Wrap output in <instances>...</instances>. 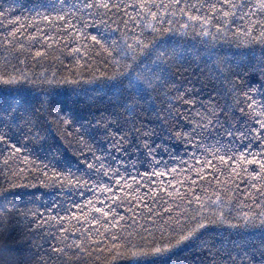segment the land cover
<instances>
[{"label":"trees","instance_id":"1","mask_svg":"<svg viewBox=\"0 0 264 264\" xmlns=\"http://www.w3.org/2000/svg\"><path fill=\"white\" fill-rule=\"evenodd\" d=\"M262 109L264 0H0V131L19 150L0 145V264H129L195 225L165 264H240L264 170L259 145L231 159Z\"/></svg>","mask_w":264,"mask_h":264},{"label":"snow or ice","instance_id":"2","mask_svg":"<svg viewBox=\"0 0 264 264\" xmlns=\"http://www.w3.org/2000/svg\"><path fill=\"white\" fill-rule=\"evenodd\" d=\"M255 91V89H253ZM248 108L253 110L254 114H256V101H252L251 104L248 105ZM264 112V109L260 111V113ZM259 127L254 131L256 133L255 144H250L248 147L244 148L243 151L236 154V157L231 159V163H236L237 159H243L248 156L249 148H255L256 145H259V152L256 156L250 157L249 162H254L259 166L260 170H264V137L261 136L264 133V121H257ZM253 131V130H251ZM109 135H116L115 133H108ZM231 134V133H229ZM38 135V133H33V136ZM121 137L125 135L122 131L119 133ZM147 135V133H145ZM28 137H24V140L27 141ZM145 146H147L148 142H144ZM0 145H3L5 149L8 150V153L15 152L17 155L19 154V150L17 149V143H14L9 137L7 132L0 131ZM22 145V144H21ZM10 146V147H9ZM23 147V145H22ZM220 149H216L214 151H219ZM152 153V149H149V154ZM227 159V157H225ZM159 174V173H157ZM259 173L253 172L252 176H258ZM107 179V177H105ZM122 179V178H121ZM111 184V181H108ZM121 182H117L115 186L107 187L105 184H102L100 187H95L96 192L100 195H103L105 192H113L116 190V187L119 186ZM119 195V194H118ZM127 195H131L129 192ZM115 201L112 204V212L109 213L104 209L98 208L96 211L103 212L105 216L110 214H114L116 211V204L122 203L123 197L120 199L113 198ZM56 219H60V217H56ZM243 224L246 226H256L261 225L264 226V214H260L258 219L256 215H245L243 217ZM203 225H195V227L188 228L186 231L183 229L177 230L176 232H170L167 236L162 239H158L155 241H150L149 245H145L143 247H137L135 245L131 246V251L128 253L129 255V264H165V261L168 260L170 256L174 254V250L180 245L183 241L187 240L189 237L196 232L197 229L201 228ZM183 232V235L179 233ZM120 238V237H115ZM168 242H165V241ZM251 247L249 246V242H245L239 245V250L236 251L233 255V258H239L240 264H245V262L251 261V256L253 254H259L264 257V232L261 233L259 241L252 240ZM125 248H127V241L124 242ZM261 264H264V259L261 260Z\"/></svg>","mask_w":264,"mask_h":264}]
</instances>
